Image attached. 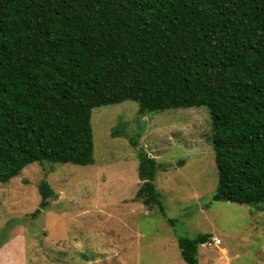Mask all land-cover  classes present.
Wrapping results in <instances>:
<instances>
[{
  "label": "trees",
  "instance_id": "trees-1",
  "mask_svg": "<svg viewBox=\"0 0 264 264\" xmlns=\"http://www.w3.org/2000/svg\"><path fill=\"white\" fill-rule=\"evenodd\" d=\"M125 101L140 116L207 108L214 201L262 209L264 0H0V182L34 163L94 164L93 110ZM138 158L137 199L166 216L165 169ZM49 175L31 219L55 195ZM210 240L179 238L184 261L200 264Z\"/></svg>",
  "mask_w": 264,
  "mask_h": 264
},
{
  "label": "rangeland",
  "instance_id": "rangeland-1",
  "mask_svg": "<svg viewBox=\"0 0 264 264\" xmlns=\"http://www.w3.org/2000/svg\"><path fill=\"white\" fill-rule=\"evenodd\" d=\"M138 111L134 101L93 110L94 164L34 163L0 182V253L9 249L0 264H187L178 240L200 234L222 241L200 246V264H264V204L213 199L218 171L208 109ZM140 149L165 169L154 184L166 216L137 199ZM46 173L55 195L31 219ZM18 234L25 254L20 246L4 249Z\"/></svg>",
  "mask_w": 264,
  "mask_h": 264
},
{
  "label": "crops",
  "instance_id": "crops-1",
  "mask_svg": "<svg viewBox=\"0 0 264 264\" xmlns=\"http://www.w3.org/2000/svg\"><path fill=\"white\" fill-rule=\"evenodd\" d=\"M19 235V234H18ZM18 239H11L5 246H4V249H5V247H8L9 245V248L11 247V248H13V247H18V246H20L21 247V250H22V252H23V254H25V249H26V238H25V235L24 234H21V235H19L18 237H17ZM3 248V247H2ZM9 250V249H8ZM8 250L7 251H5V252H3V251H1V253L0 254H6L7 252H8ZM224 253H225V251H223ZM2 263H4V262H2Z\"/></svg>",
  "mask_w": 264,
  "mask_h": 264
},
{
  "label": "built area",
  "instance_id": "built-area-1",
  "mask_svg": "<svg viewBox=\"0 0 264 264\" xmlns=\"http://www.w3.org/2000/svg\"><path fill=\"white\" fill-rule=\"evenodd\" d=\"M211 245L220 246V245H222V241L218 238H215L212 240V243H209L207 246H211Z\"/></svg>",
  "mask_w": 264,
  "mask_h": 264
}]
</instances>
